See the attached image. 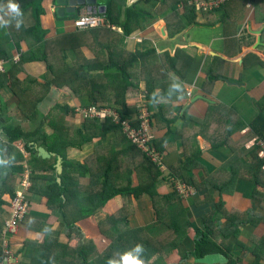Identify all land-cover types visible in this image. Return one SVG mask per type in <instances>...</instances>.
I'll return each instance as SVG.
<instances>
[{
	"label": "crops",
	"instance_id": "1",
	"mask_svg": "<svg viewBox=\"0 0 264 264\" xmlns=\"http://www.w3.org/2000/svg\"><path fill=\"white\" fill-rule=\"evenodd\" d=\"M27 1L14 0L22 12L16 15L8 10V0H0V53L8 55L6 58L0 56V60L6 63V71L0 72V178L4 181L0 182V186H4L8 180L12 173L11 163L14 162L23 171L16 182V194L22 180L28 178L31 184L30 214L13 243L11 235L5 239L4 226L11 216L13 198L10 195L3 198L9 204L0 207V222L3 224L0 227V256L4 254L5 241L19 258L18 264H77L78 258L84 259L77 254L82 245L86 247L82 255L90 261L98 259L97 255L108 248L109 237L98 229L105 222V219L99 218V210L86 219L78 220L77 207L73 205L63 215L59 210V192L53 193V197L49 192L54 175L57 184H62L64 173L58 177L53 162V159L57 162V158L62 157L33 142L29 144L30 150L25 142H16L12 144L13 151H10L5 148L10 145L5 129L21 127L29 134L33 133L44 118H48L45 121L48 124L50 118L56 120L60 115L55 108L57 105L68 106L75 115H65L61 121L64 139L75 141L77 130L84 132V120L76 112V107L90 106L88 96H78L68 86L45 89L51 76L47 70L48 64L41 60L27 62L25 57L40 58L48 54L51 60L55 57L60 66L58 55L62 54L71 66L77 65L79 59L86 58L99 67L117 49L119 56L127 61L131 54L153 51L147 59L140 60L131 68L136 78L143 77V80L139 81L138 86L127 87L125 97L132 112L137 110V106L146 104L149 112L155 115V141L165 139L160 154L164 169L156 184L157 195L151 200L152 205L145 196L135 198L130 195L127 201L118 197L100 210H111V202L120 206L115 209L121 208V202H139V206L129 214V228L143 229L142 237L145 238L165 237L169 244L168 254L163 250L153 254L146 262L148 264H227L229 259L224 254H211L203 258L191 256L195 248L194 236L199 233L196 234L197 230L204 232L206 227H210L212 232H209L213 233L211 241L224 249L233 247L235 259L241 261L237 264H252L256 256L249 249L256 246L259 247L261 264H264V244L261 247L264 239V180L255 189L251 168L253 156L249 152L251 150L246 151L255 150L252 142L257 138L254 137L252 124L261 116L264 104V0H235L226 14L224 11L197 14V22L201 26H192L172 36L163 16L156 15V9L153 8V11L148 7L152 13L145 19L147 27L127 37L120 27L107 23L103 16L107 0H97V5L102 7L101 10L97 9L100 12L98 15L104 23L100 29L91 32L78 30L74 26V19L89 13L88 9L81 8L74 16L66 14L59 17L55 0H43L38 16L41 18L39 37L41 35L46 42L45 46L38 41V35L30 34L34 26L35 8L25 7ZM125 1L132 6L139 0ZM208 23L212 26L207 27ZM179 49L186 50L187 56L192 58L191 68L183 81L170 69L172 63L167 56L174 57ZM51 60L49 64L53 62ZM108 74L113 75V81H118L114 80L116 72L105 73L104 70L92 71L89 78L103 80ZM145 75L154 83L152 95L159 98L155 101H149L147 97ZM210 75H218L219 78L210 83ZM9 78L19 83L17 87L24 98L25 108L21 107L14 85L8 84ZM179 84H182L181 88L177 86ZM165 90L168 96L160 98L166 93ZM200 96L202 98H197ZM98 104L109 107L106 101ZM167 121H172L171 132L168 131ZM258 123L264 133V120ZM55 127L45 125L46 134L52 137ZM116 138L122 141L116 143ZM125 140L122 135L111 133L99 143H88L81 149L69 148L66 160L71 164H82L89 157L87 160H91V170L96 175L108 167L103 166L104 154L113 158L116 154L122 155L125 169L119 174L123 180L121 185H116L121 188L132 180L133 185L137 186L140 175L133 163L134 154L128 152ZM239 144L245 150L242 156L235 159L232 147L238 148ZM113 145L117 149L112 150ZM38 148H43L54 157L47 160L40 158ZM108 148L110 150L106 152ZM96 150L103 155L95 157ZM138 163L136 166L145 171L141 170L145 178L147 171ZM70 169L69 177L80 184V191L86 197L90 192L91 179L78 177ZM179 186L192 190L187 198L177 194ZM54 197L56 204L50 205L49 201ZM158 211L165 221L160 222L157 218ZM177 212L181 221L189 227L184 231L185 236H179L178 242L181 244L176 253L170 254V247L176 243L178 236L169 233V224L176 218ZM82 222L84 237L77 230ZM127 227L124 225L123 229Z\"/></svg>",
	"mask_w": 264,
	"mask_h": 264
},
{
	"label": "trees",
	"instance_id": "2",
	"mask_svg": "<svg viewBox=\"0 0 264 264\" xmlns=\"http://www.w3.org/2000/svg\"><path fill=\"white\" fill-rule=\"evenodd\" d=\"M42 1L43 0H28L26 3H24L25 7L29 9L35 8L34 26L32 27V29H30V34L34 36L38 35V37L40 34L39 28L41 27V18L38 16V9L41 7ZM190 1L192 0H139L132 6H128L125 0H107L106 10L104 11L103 16L106 18L107 23L120 27L124 36L127 37L130 34H133L132 32L137 30H144L147 27L145 19L147 16H150L151 11L148 7H150L149 5H151L153 6V8L156 9L155 12L158 15L164 16L169 33L172 36L192 26H201V24L197 22V12H195V8L189 4ZM234 1L235 0H231L229 3H225L224 5L220 6L218 9L206 13L224 11V14H226L230 9H232L231 5ZM211 26V23L207 24V27ZM96 29L100 28L88 29V31L91 32ZM38 41L42 42V44L45 46L46 42L43 41L41 35L38 38ZM149 52L151 54L153 53V51ZM150 53L146 52L142 54H131L130 60L127 61L128 59H122L119 56L117 49H114L113 52L109 54L107 61L99 67H95L91 63V61L87 60L86 58L80 59L77 62V65L71 66L66 63V60L62 54L58 55V57H60L59 59L61 62L60 66L57 65L56 58L53 57V60H51V57L48 54H44L40 58L36 56H30L27 59L25 57V61L31 62L41 60L48 64L47 70L49 75L51 76L44 86L45 89L49 90L52 87L61 88L62 86H68L75 93H77L78 96L83 94L87 95L91 102L90 105H98L99 102L106 101L107 105L109 107L114 108L122 119H126V121H128L129 123H134L133 127L138 128L140 126V122H138L140 117V107L143 104L141 106H137V110L135 112H132L131 107H129V105L127 104L125 90L127 87L133 86L132 81L129 79V77H127V73L129 70H131L133 65L137 64L140 60L147 59V56H149ZM187 54L188 52L186 50L179 49L177 50L174 57H169V55H167L168 60H171L172 63L170 69L173 70L179 76L181 81L186 78L191 68L190 66L192 58L190 56H187ZM0 56H4L5 58L8 57V55L4 53H0ZM50 60L53 61L51 64H49ZM96 70H104L105 73L110 72L111 70H114L115 72H120L121 79L123 81V91H115V88L113 89L109 86V78H111L113 75H105V78L103 80L90 79L89 74L92 71ZM11 78H9L8 84L14 85L13 88L16 91V96L21 104V107L25 108L24 98L22 96L21 91L17 87V85L19 86V83L12 82ZM218 78V75H210L208 77V81L210 83H214ZM115 79L117 78L114 76V80ZM102 82L105 84H103ZM177 86L181 88L182 84H179ZM147 87L148 84L146 83V89ZM166 91L167 90H165V92ZM152 94H154V91H151L149 89L147 93L149 101L157 100L158 97ZM167 94V92L164 93L162 96H160V98L164 95L168 96ZM40 100L41 99H39L37 103ZM144 106L148 111V116L151 121V126L153 128L154 135L155 115L149 112L146 104H144ZM55 108L60 111V115L56 118V120L50 118L49 124L51 126L56 125L52 137L46 134L44 126L49 124L48 122H45L48 120V118H44V121H42L40 127L30 134L29 132H25L21 127H7L5 129V132L10 141V145L5 146V148H8L10 151H13L12 144L16 142H25L27 144V149L30 150L29 144L30 142H33L43 146L50 153L62 157V159L64 160V178L62 177V184H57L54 175L53 184L48 190L51 193L52 197L53 193L59 192V195L61 196L58 198L61 202V204L59 205V210H62L63 215H65L66 213L65 208L67 204L68 206L74 205L75 207H77V219L79 220L91 216L97 210L105 207L110 201L118 197L127 198L131 195L135 198L149 196L151 200L155 199L157 195L156 184L161 179L162 171L164 169L162 162V165L159 166L153 163V161L137 147H129L128 152H133V163L140 175V177H138L139 184L137 186H134L133 181L130 180L127 186H120L121 188H119L116 184L121 185V181L123 180V178L115 169L107 167L103 171V173L100 170V172L95 175L91 169H86V163L82 165H74L69 163V161L66 160V151L69 148L75 147L76 149H81L84 145L88 143H99L100 141H102V139L106 138L111 133H115L116 136L121 135V129L119 126L115 125L110 119H108L107 123L103 124L99 123L97 120H86L84 122V132H81V130H77V138L75 139V141L72 140L71 142H68L64 139V131L61 121L63 117H65V115L73 117L75 113L68 106L61 107L57 105ZM262 109L263 110L261 116L257 118L256 123L252 124V128L254 131V137L264 140L263 130L258 123V121L264 120V104L262 105ZM35 110L36 109L34 107L33 111ZM157 119H160V115L157 117ZM171 122L172 121H167L169 132H171ZM52 138L53 140L51 141ZM155 140L156 139H154L153 142L154 147L156 149V153L160 155L165 139L161 142H157ZM121 141L122 139L116 138V143H119ZM125 141L127 143V140ZM115 147L116 146H113L112 150L117 149ZM99 149L100 148H98V150ZM232 149L235 153V159L237 158V156H242V151L245 150L244 146L240 144L238 145V148L233 145ZM253 149L255 150L246 149V151L248 152L249 150H251L249 152L250 154L252 153L251 155L253 156V162L251 164L253 176L252 181L254 183L255 189H258V187L264 180V159H261L259 151L256 148ZM32 153L35 154L36 152L33 151ZM53 162L54 164H56V159H53ZM15 163L16 162L11 163L12 173L10 174L8 180L4 183V186H0V207H3L5 204H9L3 199L5 195H10L12 198L16 197V182L23 171L22 169L16 167ZM136 163L146 169L147 176L145 178L142 176L141 172V170H144L141 167H137ZM69 168L73 169V171L78 177H89L91 179L90 188L99 187L101 191L98 193L88 192L89 195L85 197L79 190L80 184L78 185L74 182L73 178L69 177ZM0 182H4L3 178H0ZM44 195L48 194L45 193ZM55 199V197L51 198L49 204H56ZM86 206L91 207L88 213H86V209H84ZM129 208L130 209H127L123 205L121 209H117L118 213L110 215L105 222L98 226L100 233L105 236H108L110 240L108 245L109 248H107V254L104 256H99V259H92L90 261L88 258H86V256L82 255V252H86V247L82 245L80 247L81 249H78L77 254L84 259L78 258L77 264H122V258L126 255H131L134 258H143L146 262H148L149 258L153 254H159L162 252V250L166 254H168L169 244H167V240L165 239V237L155 239L145 238L142 237V233L144 232V230L141 228L131 229L127 227L125 230L123 229L124 225L128 226L129 214L130 212H132V208ZM157 218L160 220V222L165 221L163 214H159V211L157 213ZM2 226L3 224L2 222H0V227ZM169 227V233L172 236H178L176 243L171 245L170 247V254H175L177 251V247L181 244V242H178L179 236H181L183 232L187 230L189 225L181 221L180 213L177 212L176 218H174L170 222ZM209 231L212 232L210 230V227H206L204 232L197 230V232L199 233L195 236V248L194 251L191 252V256L195 258H203L211 254H224L227 259H229L227 264H237V262H241L235 259L233 247H228V249H224L221 245H218L217 243L211 241V236L213 235V233H210ZM263 244L264 239L263 241H261V247ZM258 249V246H256L254 249H249V251L251 253H255L256 256V260L252 264H261V260L259 259L260 253H258Z\"/></svg>",
	"mask_w": 264,
	"mask_h": 264
},
{
	"label": "built area",
	"instance_id": "3",
	"mask_svg": "<svg viewBox=\"0 0 264 264\" xmlns=\"http://www.w3.org/2000/svg\"><path fill=\"white\" fill-rule=\"evenodd\" d=\"M230 1L231 0H192L189 4L195 8V12H197V14H202L218 9L220 6L224 5L225 3H229ZM103 23L104 21L102 17L93 14L79 15L74 19V26L79 30L99 28L103 25ZM4 71H6V63L5 61L0 60V72ZM109 108L113 111H116L112 107L90 105L86 108L76 107V112L83 120H111L113 119V116L106 117L104 115ZM116 113L118 119L123 122L122 125H125L127 140L134 147H137L139 150L145 153L153 161V163L161 166L162 158L156 153V149L154 147L153 142L155 138L146 107L144 105L140 107V117L138 121L140 122V126L138 128H134L133 124L130 126L128 121L122 119L117 111ZM259 143L261 145H254V148L258 147L259 155L261 159H264V142ZM30 189V179L26 178L22 180L20 189L18 190L16 197L12 200L11 216L6 221L5 225V233L7 234L5 239L10 235H17L22 223L30 214ZM191 192L192 190L190 188H180V186L177 187V193L182 198H187ZM19 262V258H17L13 252L12 246H10L8 241H5V251L4 254L0 256V264H18Z\"/></svg>",
	"mask_w": 264,
	"mask_h": 264
},
{
	"label": "rangeland",
	"instance_id": "4",
	"mask_svg": "<svg viewBox=\"0 0 264 264\" xmlns=\"http://www.w3.org/2000/svg\"><path fill=\"white\" fill-rule=\"evenodd\" d=\"M159 4V3H158ZM158 4H155V5H158ZM149 5V4H148ZM262 5H264V3H262ZM150 6V8H152V10H153V6H151V5H149ZM262 10L264 11V7L262 8ZM151 11V10H150ZM154 11V10H153ZM88 12L89 13H83V14H93V15H98V13H100L99 11L98 12H94V13H92L91 11H89L88 10ZM152 13V12H151ZM156 13V12H155ZM82 14V15H83ZM156 15H158L157 13H156ZM99 16V15H98ZM251 17H252V15L250 16V19H251ZM163 18H164V16H163ZM164 20H165V18H164ZM166 22V21H165ZM79 30V29H78ZM98 55H100L99 53H98ZM76 60H77V58H76ZM80 60V59H79ZM78 60V61H79ZM111 72H115V71H113V70H111ZM144 73V72H143ZM121 75V73L120 72H116V74H115V77H118V79H115V80H118V81H113V79H111V78H109V82H110V87H112L115 91H120L121 90V88H122V86H123V81H122V79H121V77H119ZM146 76V75H145ZM127 77H129V79L132 81V84H133V86H138L141 82H139V81H142L143 80V77H140V78H136V76H135V74L131 71V70H129L128 71V73H127ZM147 77V76H146ZM136 80H138V82L136 81ZM144 81H146L147 83L148 82H150V83H148V90L150 89L151 91H153L154 90V83H152L151 82V79L149 78V77H147V79H144ZM103 83V82H102ZM120 83V84H119ZM103 84H105V83H103ZM148 93V92H147ZM263 102H264V99H263ZM99 105V104H98ZM100 106H103V105H100ZM106 117H110V116H113V119H111V121L115 124V125H117V126H119L120 127V129H121V135L122 136H124V138H126V136H127V134H126V131H125V125H122L123 124V122H121L119 119H118V116H117V113H116V111H113L112 109H108L107 110V112L104 114ZM124 120H126V119H124ZM99 122L100 123H107L108 122V119L107 120H105V119H103V120H99ZM130 126H132V124H134V123H128ZM126 140H127V138H126ZM259 142H264V140H262V139H259V138H257L256 140H254L253 142H252V144H254L255 146H260L261 144L259 143ZM127 143H130L128 140H127ZM127 143H125L126 144V147H131V146H133L131 143V145L130 144H127ZM259 143V144H258ZM115 145V144H114ZM113 145V146H114ZM251 146H249V148H250ZM109 148H110V146H109ZM106 149L105 151L106 152H108L110 149ZM256 149L258 150V147H256ZM77 155H79V154H76L75 156H77ZM101 156V155H103V153L102 152H99V153H97V151H95V153H94V156ZM105 155V159H104V163H103V166H105V165H108V167L109 168H112V169H115V170H117L118 171V173H120V171L121 170H123V169H125V166H124V157L122 156V155H118V154H116L115 155V157L113 158L112 156H109V155H107V154H104ZM95 156V157H96ZM89 158V157H88ZM87 158V159H88ZM87 159H85L86 161H84V163H82V164H85L86 163V169H91L92 168V165H91V160H87ZM74 162H77L76 160H74ZM81 164V165H82ZM74 165H75V163H74ZM89 190H90V192L89 193H98V192H100L101 191V189L99 188V187H95V188H88ZM87 189V190H88ZM79 190H82V188L80 187L79 188ZM144 198H146V199H150L149 198V196H145ZM126 201L128 200V199H126V197L124 198ZM150 202H151V199H150ZM121 204H122V206L121 207H123V204H124V207L125 208H127V209H130L129 207H131L132 206V209L134 210V208L135 207H138L139 206V202L138 203H126V202H121ZM111 210H108V209H102V210H100L99 209V211H98V213H99V218L101 219V220H104L105 219V221L107 220V218L110 216V215H113V214H116V213H118V211H117V209H115L116 207H120V206H118V204H116V203H114V202H111ZM151 205H152V202H151ZM90 206H86L84 209H86V213H88L89 212V210H90ZM119 209H121V208H119ZM70 210V208H69V206H68V204L66 205V208H65V211H69ZM74 213V212H73ZM73 213L71 214V216L73 217ZM131 213V212H130ZM86 219V218H85ZM71 222V221H70ZM69 222V223H70ZM82 224H83V222L81 223V225L79 224L78 225V227H77V230L78 231H80V233L82 234V236L84 237L85 235H84V230H83V228H81V226H82ZM128 227H129V225H128ZM185 233L186 232H183V234H184V236H185ZM198 232H196V234H197ZM99 234V233H98ZM17 238V235H11L10 236V239H11V241H12V243H13V241H15V239ZM194 238H195V236H194ZM109 248V247H108ZM107 254V249L103 252V254H101L102 256H104V255H106ZM101 255H97V257H98V259H99V256H101ZM96 257V258H97ZM135 259H138V260H141V261H143V264H148V263H146V261H145V259H143V258H135Z\"/></svg>",
	"mask_w": 264,
	"mask_h": 264
},
{
	"label": "water",
	"instance_id": "5",
	"mask_svg": "<svg viewBox=\"0 0 264 264\" xmlns=\"http://www.w3.org/2000/svg\"><path fill=\"white\" fill-rule=\"evenodd\" d=\"M55 6H57L56 14L59 17H65L66 14L68 16H74L81 8L88 9L94 12H98L97 9H102V7L97 5V0H55ZM197 98L202 97L200 96ZM37 152L39 154V157L44 160L50 159V157H52V155L46 152V150H44L43 148H38ZM56 172L58 177L63 174V165L61 158H57ZM7 177L8 176L6 175L5 179H7ZM58 182L60 183V179L58 180Z\"/></svg>",
	"mask_w": 264,
	"mask_h": 264
},
{
	"label": "clouds",
	"instance_id": "6",
	"mask_svg": "<svg viewBox=\"0 0 264 264\" xmlns=\"http://www.w3.org/2000/svg\"><path fill=\"white\" fill-rule=\"evenodd\" d=\"M8 10L16 15H20L22 14L20 7L17 3L14 2V0H8ZM90 120V119H89ZM86 120H84L85 122ZM99 122V121H98ZM100 123V122H99ZM53 157V155H52ZM51 157V158H52ZM57 163V162H56ZM178 194V193H177ZM14 199V198H13ZM12 205V203H11ZM23 224V223H22ZM20 229V228H19ZM139 249V246H138ZM122 264H143V261L135 259L134 257H132L131 255H126L122 258Z\"/></svg>",
	"mask_w": 264,
	"mask_h": 264
},
{
	"label": "flooded vegetation",
	"instance_id": "7",
	"mask_svg": "<svg viewBox=\"0 0 264 264\" xmlns=\"http://www.w3.org/2000/svg\"><path fill=\"white\" fill-rule=\"evenodd\" d=\"M52 155V154H51ZM54 157V156H53Z\"/></svg>",
	"mask_w": 264,
	"mask_h": 264
}]
</instances>
